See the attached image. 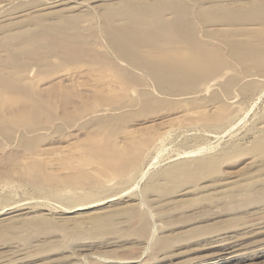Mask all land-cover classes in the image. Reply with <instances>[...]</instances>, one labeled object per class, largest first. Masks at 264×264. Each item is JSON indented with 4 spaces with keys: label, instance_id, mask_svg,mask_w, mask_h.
I'll return each mask as SVG.
<instances>
[{
    "label": "rangeland",
    "instance_id": "rangeland-1",
    "mask_svg": "<svg viewBox=\"0 0 264 264\" xmlns=\"http://www.w3.org/2000/svg\"><path fill=\"white\" fill-rule=\"evenodd\" d=\"M1 1L8 3L0 20L55 0ZM57 1L71 2L41 12L83 0ZM86 1V8L65 13H93L79 20L85 28L92 24L85 32L97 33L95 49L102 53L103 19L92 7L97 3ZM19 19L32 23L28 16ZM248 28L258 33V26ZM53 59L39 73L29 63L24 93L1 92L13 108L29 106L34 97L43 103L36 115L20 119L13 138L0 134V218L7 212L14 217L0 221V264H264V231L246 233L229 255L210 242L215 234L242 231L241 222L254 213L264 216V193L256 192L264 168L249 164L264 154V72H258L264 60L253 75L236 64L239 78L231 70L236 79L227 91L206 81L184 82L171 94L148 86L159 100L101 114L92 112L124 100L117 91L103 94L109 69ZM195 159L209 162L198 169ZM31 162L32 174L25 169Z\"/></svg>",
    "mask_w": 264,
    "mask_h": 264
},
{
    "label": "bare ground",
    "instance_id": "bare-ground-1",
    "mask_svg": "<svg viewBox=\"0 0 264 264\" xmlns=\"http://www.w3.org/2000/svg\"><path fill=\"white\" fill-rule=\"evenodd\" d=\"M70 2L47 1L28 10L15 8L16 11L1 17L0 134L5 138L14 137V129L21 124L19 123L20 119L27 120L42 109L43 100L40 97H34L29 106L13 108L9 104L10 96L1 94L3 91L17 94L25 92L29 86L27 84L30 83H28V79H25V72L31 67L29 66L30 62H34L38 73L50 68V65L53 64L52 60L54 62L53 57L59 63L81 59L93 67H107L111 77L107 76L109 78L106 82L107 89L104 87L105 80L101 82L103 94L117 91L121 93L124 100L121 104H114L111 107L107 104L108 108L100 107L95 112L92 110V113L102 114L119 113L133 109L136 105L154 103L156 92L150 91L148 86L154 87L155 91L160 93L171 94L184 82H189L190 84H188L191 85L193 82L201 84L206 81L207 87L219 86L220 88L221 86L223 90L227 91L231 87L230 79L235 81V77L239 76L237 71H234L236 64L249 73L264 60V0H89L90 3H97L92 7L98 8L99 11L94 10H97L95 12L99 13L101 20L103 19V25L99 30L102 39L101 47L105 49L102 53L100 51L102 49L96 50V45L98 41L100 42V37L97 41V33L88 34L85 32L87 28H94L91 27L92 24L85 28L79 20L83 17L90 19V15L93 13H83L82 10L78 15L76 13V16L72 15L73 13L72 16H69L68 10H73L74 7H78V9L82 6L85 7L83 0L75 1L73 6L65 7V5V8H61L63 4L68 5ZM7 3L8 1H1L0 10H6L4 6ZM59 5H61L59 10L48 9L47 12H41L42 9L59 7ZM163 10L168 11L170 17H165ZM66 11L67 13H65ZM23 16H28L32 23L28 24L25 23V20L19 19ZM98 21L101 22L100 19ZM86 23L89 25V22ZM256 25L258 33H254L255 29L253 31L248 28V26L257 27ZM217 26L223 29L220 32L210 29ZM241 68L238 69L239 73ZM231 70L237 73V75L234 73L235 77L232 76ZM258 72H264V68ZM226 77L228 79L222 82V79ZM248 77L246 79L249 81L250 77ZM249 86L253 87L252 83ZM208 92L210 94V91ZM29 99L32 100V98ZM17 136L23 139L20 133ZM257 146V148L261 147L259 144ZM250 160L249 164L259 166V169L264 168V154L262 157ZM208 162L209 160L195 159L193 164L196 168L203 169ZM31 164L27 163V168H25L26 171H30V174L36 166L35 162H31ZM215 178L213 181L218 180L216 184L219 183V179ZM222 184L225 185V180L222 181ZM192 186L189 189H192ZM220 191L217 199L223 195L224 191ZM257 191L260 194L264 193V183L256 189ZM96 205L98 203L82 205L71 212L93 208ZM8 213L10 212L6 214ZM6 214L0 218V221L14 218ZM142 215L140 214V216ZM243 221L240 227L244 230L241 228L242 231H237L233 236L221 237V235L215 234L211 238V243L219 245L220 253L232 254L240 243L238 239L244 237L246 233L264 231V216L260 213H254ZM162 247L165 248L166 244H162ZM10 256L13 255L10 254ZM132 262L142 263L141 260L129 259L124 263L133 264Z\"/></svg>",
    "mask_w": 264,
    "mask_h": 264
}]
</instances>
